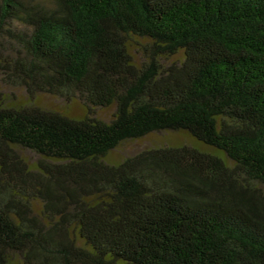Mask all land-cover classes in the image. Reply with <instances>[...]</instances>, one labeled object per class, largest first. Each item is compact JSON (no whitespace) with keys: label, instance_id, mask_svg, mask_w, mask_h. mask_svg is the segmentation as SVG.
<instances>
[{"label":"trees","instance_id":"trees-1","mask_svg":"<svg viewBox=\"0 0 264 264\" xmlns=\"http://www.w3.org/2000/svg\"><path fill=\"white\" fill-rule=\"evenodd\" d=\"M0 81V264H264V0H0Z\"/></svg>","mask_w":264,"mask_h":264},{"label":"rangeland","instance_id":"rangeland-1","mask_svg":"<svg viewBox=\"0 0 264 264\" xmlns=\"http://www.w3.org/2000/svg\"><path fill=\"white\" fill-rule=\"evenodd\" d=\"M180 57V55H178ZM177 57V58H178ZM0 93L9 102L12 98L13 102L17 105H22L26 102L25 93L20 88H8L0 81ZM36 103L48 109L57 110L74 118H81L85 115V109L78 100L64 101L63 99L54 97L50 94L41 93L36 98ZM11 104V103H10ZM115 110V105L99 109L97 115L104 119H109ZM190 145L195 149L202 152H213L214 147L206 145L195 138L191 137L187 132H164L153 133L145 136L137 141H126L120 144L116 149L109 152L106 159L116 164L126 154H134L135 152L147 147H179L182 145ZM212 149V150H211ZM217 153V152H216Z\"/></svg>","mask_w":264,"mask_h":264}]
</instances>
